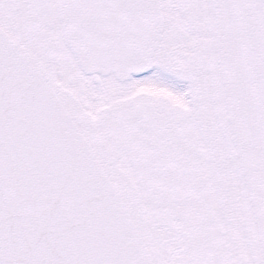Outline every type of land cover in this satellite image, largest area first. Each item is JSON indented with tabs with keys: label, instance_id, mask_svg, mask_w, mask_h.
Instances as JSON below:
<instances>
[{
	"label": "snow or ice",
	"instance_id": "obj_1",
	"mask_svg": "<svg viewBox=\"0 0 264 264\" xmlns=\"http://www.w3.org/2000/svg\"><path fill=\"white\" fill-rule=\"evenodd\" d=\"M0 264H264V0H0Z\"/></svg>",
	"mask_w": 264,
	"mask_h": 264
}]
</instances>
